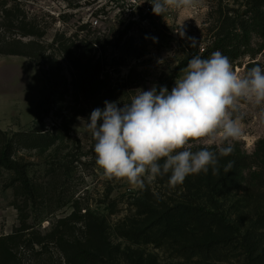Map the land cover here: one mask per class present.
Segmentation results:
<instances>
[{
	"label": "rangeland",
	"instance_id": "374dc122",
	"mask_svg": "<svg viewBox=\"0 0 264 264\" xmlns=\"http://www.w3.org/2000/svg\"><path fill=\"white\" fill-rule=\"evenodd\" d=\"M246 4L247 0H198L194 8L169 9L163 15L153 14L150 0H28L25 8L30 16L41 18L49 35L58 30L72 31L83 23H89L92 31L96 28L101 31L105 36L102 44L108 49L109 57L114 59L110 61L111 71H114L110 76L113 88L118 91L117 106L122 108L138 89L147 91L156 87L159 91L160 87L166 86L171 91L176 80L184 75L188 61L193 56L203 57L210 53L226 17L243 15L248 9ZM98 9L103 11L96 19L94 13ZM126 30L127 36L119 43L118 39ZM192 38L195 39V47ZM263 44L264 40L253 34L250 49L256 55L230 61L238 74L243 76L257 65L264 68V47L260 50ZM46 88V77L33 61L0 55L1 98L13 92L22 93L28 96L26 110H34L35 113L38 106L37 116L30 123L18 125L13 122L14 126L2 131L11 137L15 133L31 130L39 118L38 110ZM69 102V97L61 102L68 111ZM240 111L244 114L243 135L231 142V153L253 159L257 156L258 144L264 140L261 116L264 104L256 106L241 101ZM81 117L88 120L84 115L75 120L71 141L45 152L16 150L15 158L25 169L32 187V198L29 197L28 201L25 197L16 200L13 186L18 185L14 184L16 175L12 170L0 167V239L21 226L18 204L28 219L26 235L28 238L39 235L46 247L43 252L40 246H35L36 252L20 248L16 253L17 264H67L55 244L47 240V234L60 220L65 221L73 214L80 219L79 222L82 221L74 224V237L85 245L83 224L90 222L91 216L93 222L104 227L108 248L100 251L110 256L115 264H186L175 259L174 252L169 248L136 247L123 238L124 231L135 222L138 200L148 189L158 193L159 187L155 180L151 183L146 181L145 188L140 190L131 188L124 180L103 178L102 170L95 163L94 140L79 119ZM7 121L12 122L11 119ZM53 121V118L45 119L48 126ZM222 146H227V142L217 140L208 145L197 141L192 143V151L207 147L219 153ZM251 172L244 170L245 187ZM249 202V194H237L228 200L227 209L236 215V210ZM225 264L239 262L234 258Z\"/></svg>",
	"mask_w": 264,
	"mask_h": 264
},
{
	"label": "trees",
	"instance_id": "16d2710c",
	"mask_svg": "<svg viewBox=\"0 0 264 264\" xmlns=\"http://www.w3.org/2000/svg\"><path fill=\"white\" fill-rule=\"evenodd\" d=\"M27 1L0 0V55L33 61L47 82L33 128L11 137L0 130V167L15 173V198L25 197L26 201L33 192L25 169L15 158L16 150L45 152L71 141L79 116L89 118L95 108H104L105 101L117 104L118 99L110 76L114 72L110 61L114 59L102 44L105 36L101 31H92L89 23H83L72 31L49 35L41 18L27 12ZM246 5L243 15L226 17L210 53L201 58H209L217 50L232 62L256 55L250 46L253 34L264 40V0H247ZM102 11L96 10V19ZM127 34L124 31L118 42ZM65 97L70 99L69 111L61 103ZM47 118L54 119L50 126ZM217 155V172L209 168L207 174L190 175L175 188L169 187L168 175L157 177L158 193L148 189L138 200L135 222L123 238L136 247L169 248L175 259L186 264H225L234 258L239 264H264V140L253 159L232 153ZM246 169L252 171L247 187L243 185ZM243 193L250 195V202L233 215L227 209L228 200ZM16 207L21 226L0 239V264H17L20 248L32 252H36L35 246H40L41 252L46 249L39 235L28 238V219L18 204ZM79 220L76 214L60 220L47 240L55 244L67 264H115L100 251L108 248L104 227L91 216L90 222L83 224L85 245L74 237V224L82 222Z\"/></svg>",
	"mask_w": 264,
	"mask_h": 264
},
{
	"label": "clouds",
	"instance_id": "9594fccd",
	"mask_svg": "<svg viewBox=\"0 0 264 264\" xmlns=\"http://www.w3.org/2000/svg\"><path fill=\"white\" fill-rule=\"evenodd\" d=\"M150 3L153 14L163 15L169 9L194 8L198 0ZM241 101L264 104V68L254 66L241 76L217 50L209 58L193 56L171 91L166 86L138 89L122 108L105 101L87 121L79 119L94 140L103 178L142 190L146 181L168 175L169 187L175 188L190 175L218 171L217 153L207 147L192 151L190 141L227 142L218 152L229 155L231 142L243 135ZM261 116L264 122V112Z\"/></svg>",
	"mask_w": 264,
	"mask_h": 264
},
{
	"label": "crops",
	"instance_id": "0c3cea01",
	"mask_svg": "<svg viewBox=\"0 0 264 264\" xmlns=\"http://www.w3.org/2000/svg\"><path fill=\"white\" fill-rule=\"evenodd\" d=\"M22 93H12L10 96H0V129L4 130L7 127L14 126L13 122L18 125H24L25 123H30L37 116L34 110H29L28 105V96L21 95ZM39 105V103H38ZM26 112V114H25ZM12 120L11 124L7 120Z\"/></svg>",
	"mask_w": 264,
	"mask_h": 264
}]
</instances>
